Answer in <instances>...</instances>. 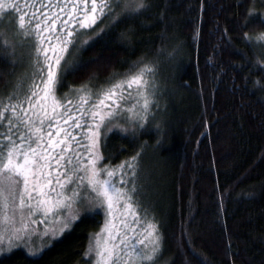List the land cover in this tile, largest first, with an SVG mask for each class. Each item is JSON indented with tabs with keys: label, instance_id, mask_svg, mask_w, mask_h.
<instances>
[{
	"label": "trees",
	"instance_id": "trees-1",
	"mask_svg": "<svg viewBox=\"0 0 264 264\" xmlns=\"http://www.w3.org/2000/svg\"><path fill=\"white\" fill-rule=\"evenodd\" d=\"M5 2L22 8L30 0ZM263 2L148 0L138 14L103 17L95 27L104 31L81 33L87 43L67 54L58 93L73 101L82 84L96 94L148 65V109L130 106V88L117 89L127 103L101 152L104 163L136 165L128 187L138 215L126 227L130 243L145 246L149 225L159 223L157 264H264V87L254 85L264 68L253 62L260 49L244 38L264 25ZM22 14L0 7V96L26 87L34 72V36L20 31ZM88 200L95 214L73 211L79 219L38 254L17 246L0 264H91L84 253L111 215Z\"/></svg>",
	"mask_w": 264,
	"mask_h": 264
},
{
	"label": "snow or ice",
	"instance_id": "snow-or-ice-1",
	"mask_svg": "<svg viewBox=\"0 0 264 264\" xmlns=\"http://www.w3.org/2000/svg\"><path fill=\"white\" fill-rule=\"evenodd\" d=\"M0 7L23 13L19 28L34 36L35 57L27 86L14 87L0 96V252L5 250V241L7 250L28 241L41 220L48 225L43 235L51 242L79 219L73 211L95 214L89 194L100 201V209L109 217L116 211L137 216L129 202L134 188L128 187L135 179L136 165L127 160L104 163L101 145L107 143V131L114 126L119 105L127 103L117 89L137 86L138 95L144 97L141 111L148 109L151 93L143 78L148 65L96 94L82 84L75 89L78 95L74 101L58 90L70 49L87 43L80 40L81 33L99 35L104 28L95 26L103 17L114 22L119 16L138 14L144 7L137 0H55V6L53 0H30L22 8L0 0ZM24 8L32 11L24 12ZM27 16L31 19L26 23ZM105 224L96 233L95 244L84 253L95 257L94 264H157L164 242L158 222L149 225L151 241L147 247L142 242L129 243L123 233L121 242L115 243L112 231L119 230L108 226L110 219ZM135 224L132 221L129 227Z\"/></svg>",
	"mask_w": 264,
	"mask_h": 264
},
{
	"label": "rangeland",
	"instance_id": "rangeland-1",
	"mask_svg": "<svg viewBox=\"0 0 264 264\" xmlns=\"http://www.w3.org/2000/svg\"><path fill=\"white\" fill-rule=\"evenodd\" d=\"M126 98L131 103L130 104L131 107L138 106V104H143L144 97L138 95L137 86L135 85L130 87V90L128 94L126 95ZM120 208L123 210V204L120 205ZM49 219H51V217H49ZM108 219H110V224L108 226L119 230V231H115V230L112 231V239L115 241V243L119 244L121 242L119 238L120 233H123V235L127 237L128 242L130 243L131 238H129L130 236H128L129 235L128 227H126V223L122 224L121 222L126 221L127 224H129V222L132 221V215L125 216L122 214L121 211H116L112 213L111 217ZM105 226L106 224L104 225V227ZM56 227L58 228L59 224H57ZM47 228H48V225H45L44 221L42 220L39 221L37 224L38 231L34 229L28 241H26L25 243H18L14 247H17V246L25 247L29 253H31L29 249H32L38 254L43 249L45 243L49 241V238L43 235V232ZM149 244L150 242L146 243L144 247H147ZM14 247H12L11 249H13ZM4 249H5L4 251L0 252L1 255L2 253L10 251V250H7L8 245L6 241L4 243ZM91 260H92L91 264H94L95 257H92Z\"/></svg>",
	"mask_w": 264,
	"mask_h": 264
},
{
	"label": "clouds",
	"instance_id": "clouds-1",
	"mask_svg": "<svg viewBox=\"0 0 264 264\" xmlns=\"http://www.w3.org/2000/svg\"><path fill=\"white\" fill-rule=\"evenodd\" d=\"M137 3L141 7H146L148 0H137ZM254 48H259L260 51L254 56L253 62L264 68V25L254 26L253 29L245 33L244 37ZM179 42L175 45L170 55H173L179 49ZM254 85L257 87H264V81H261L258 77L254 80Z\"/></svg>",
	"mask_w": 264,
	"mask_h": 264
}]
</instances>
